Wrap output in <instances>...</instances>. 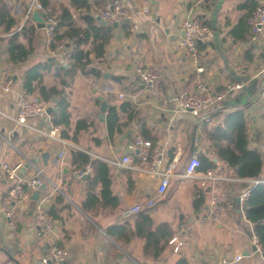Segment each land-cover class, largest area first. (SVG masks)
Segmentation results:
<instances>
[{"label":"crops","instance_id":"0c3cea01","mask_svg":"<svg viewBox=\"0 0 264 264\" xmlns=\"http://www.w3.org/2000/svg\"><path fill=\"white\" fill-rule=\"evenodd\" d=\"M26 1L21 8L17 0H4L16 19L13 31L18 32L22 43L33 46L26 60L12 64L6 55L7 35L0 34V81L10 77L13 83L11 91L0 90V110L4 114L14 111V98L23 92L24 72L38 62H52L51 69L43 73V85L62 88L54 70L59 64L66 65L63 59L71 50L63 54L46 48V28L36 26L32 12L26 18L25 7L30 0ZM66 1L59 5L54 16H59L60 7L64 6L72 13L74 24L84 27L85 9ZM106 1L88 0V11L98 24V13ZM112 1L121 4L132 17L128 24L113 28L103 58L92 59L102 76L78 71L64 87L68 137L62 135V126L51 123L56 99L46 103L40 98L45 108L50 109L30 121L32 130H13L11 122L0 115V164L25 161L48 152L45 162L29 166L23 176L41 170L46 188L40 194L46 197L48 209L56 196L63 197V202L56 205L60 219L55 220L51 232L42 234L35 225L34 200L19 204L14 221L9 224L5 216L9 182L0 165V264H40V258L51 247L69 252L64 264H176L180 260L203 264L220 263L223 259L225 264H264L263 248L254 253L256 236L244 209L250 190L264 184V109L259 97L264 84V27L255 35L234 30L250 1L264 6V0ZM192 16L200 17L210 28L209 38L200 44V63L204 68L201 73L195 71L179 47L182 22ZM138 67L153 71L157 75L155 83L145 85L136 72ZM199 82L212 95L234 86L221 100L210 104L205 112L208 120L180 110L174 101L182 88L193 90ZM100 95L108 104L103 121L99 119ZM109 107H115L118 116L112 134L106 127ZM79 120L90 126L75 134ZM238 123L245 132L247 150L260 157L257 177L238 176L236 168L220 156L221 148L233 147L231 127ZM54 127L58 128L55 137L48 134ZM137 134L152 143L147 162L142 161L137 151H130ZM155 148L162 152L158 163L152 160ZM70 150L85 152L90 158L107 163L110 189L119 201L116 207L101 204L98 184L94 189L97 205L87 211L82 208L88 192L87 179L73 177L72 168L80 166L74 165ZM62 152L65 156L61 158ZM126 154H130L131 162L119 165ZM192 156L208 159L212 167L197 168L196 177H184L185 164ZM172 161L176 166L168 188L158 194L159 173ZM208 170L214 178L200 185L198 176ZM244 193L247 196L241 203L239 197ZM148 199L154 201L150 207H146ZM134 205L141 210L130 212ZM142 211L149 214L152 231L158 225L164 226L165 234L154 247L150 242L147 246L146 236L135 231V218ZM113 225L124 226L127 235H110L107 229ZM237 254L243 258L234 262Z\"/></svg>","mask_w":264,"mask_h":264},{"label":"trees","instance_id":"16d2710c","mask_svg":"<svg viewBox=\"0 0 264 264\" xmlns=\"http://www.w3.org/2000/svg\"><path fill=\"white\" fill-rule=\"evenodd\" d=\"M43 8L49 7L51 0H37ZM76 8L85 9L84 19L85 26H76L72 20V13L66 7H60V15L55 17L57 21L54 27V35L50 44V50L57 51V44L62 42L63 49L61 52L66 54V50L69 51L67 65L59 64L54 74L59 78L62 88L57 86L45 87L43 85V73L51 69L52 62H38L26 69L23 76L22 88L23 93L26 95H34L38 93L43 102H49L56 99V111L51 114V123L53 126L63 127V136L68 137L66 133L67 126L69 125V113L67 110L68 102L64 95V87L69 84L75 74L79 71L82 74H92L94 77L102 76V72L94 67L92 59H102L105 46L108 44L112 37L113 27L109 24H98L95 17L88 11V0H70ZM259 6L256 2L250 1L247 7L246 13L240 18L238 25L234 30L238 29V32H246L251 34L249 26L247 24V17L249 14ZM203 22V20L199 17ZM205 23V22H203ZM16 26V19L10 14L8 6L4 3V0H0V34L6 33L7 37V49L6 55L10 63L16 64L23 62L27 59L28 55L32 52L33 46L30 44L25 45L19 39V34L13 31ZM60 27H64V30H60ZM24 28V27H23ZM22 28V31H23ZM30 35H33L34 27L29 28ZM128 30V26L126 28ZM244 37V36H243ZM85 45L89 47L85 48ZM69 46V47H68ZM199 50L202 48L198 46ZM117 111L115 107H109L106 115V127L109 134H112L114 128H117ZM89 123L85 120H79L75 126V134L79 130L88 128ZM229 126V125H227ZM66 128V129H65ZM233 147L220 149V156L225 160L229 166L236 168V173L240 177H257L260 173V157L258 154L250 153L246 148V135L240 123L237 126H232ZM233 132L235 135L233 136ZM73 140L76 139L74 136ZM70 156L75 166H84L91 164L93 167V174L89 175L87 179V196L82 204V208L86 211L91 206H96L95 202L98 201L94 193L96 185L100 184V195L102 198L101 204L105 206L116 207L119 204L117 197L112 195L110 185V171L106 162L99 159H92L90 156L82 151L70 150ZM200 165L198 169L206 170L208 167H212V163L204 158H199ZM202 201V198L200 197ZM63 202V197L56 196L54 204L49 207L48 211L54 220L60 219L57 204ZM196 201L194 205L197 206ZM99 207V206H97ZM244 209L246 218L253 224L254 235L258 239L259 244L264 250V184H257L249 193V196L244 202ZM136 226L135 231L139 235H144L147 238V246L150 244L154 247L159 242L162 235L165 234L163 225H158L155 230L152 231V220L148 213L139 212L135 218ZM110 235L117 234L119 236H126L127 230L124 226L119 227L113 225L108 228ZM168 235V233H166ZM170 238L166 237V241ZM159 250V249H158ZM155 255H158L156 253ZM176 264H186L183 260L178 261Z\"/></svg>","mask_w":264,"mask_h":264},{"label":"built area","instance_id":"2783aa9c","mask_svg":"<svg viewBox=\"0 0 264 264\" xmlns=\"http://www.w3.org/2000/svg\"><path fill=\"white\" fill-rule=\"evenodd\" d=\"M33 9H37L43 13V18L45 22L50 24L49 27H46V38L45 46L49 50L50 44L54 35V27L57 24L54 14L50 7L43 8L37 0H30L25 7V16L30 18V14ZM98 17L106 21L109 25L113 22H121L127 19H131V14L129 11L124 8L117 1L108 0L103 5V8L99 11ZM247 24L249 26L251 34H258L264 27V6H257L247 17ZM133 27H137L133 25ZM183 37L179 43V47L185 51L187 60H189L194 67L197 73H201L204 68L200 63V51L198 46L202 43H205L210 36V28L207 24L203 23L199 17L192 16L186 18L182 22ZM63 49L62 42L57 44V51ZM69 54L64 56V63L67 65ZM137 74L139 75L141 81L149 86L155 83L157 75L147 68L138 67L136 69ZM12 80L10 77H6L0 81V90L3 92H9L12 89ZM95 86V84H94ZM234 86H230L222 91L217 92L215 95H212L209 92L208 88L203 82L196 84V87L193 90L188 88H182L178 94L175 96L176 106L183 111H187L190 114L201 117L204 120L209 119V115L206 112L207 108L214 101L221 100L228 92V90L233 89ZM120 97L123 94L119 95ZM259 97L263 101L264 109V84L260 88ZM14 111L11 114H4L0 110V115L6 117L7 120L11 122V127L13 130L15 128H20L22 130H32L30 125L31 120L39 118L46 112V108L42 101H39L35 95H26L23 92L19 93L14 98ZM58 132V128H52L48 134L55 137V134ZM152 147L150 140L143 138L140 134L134 136L132 144L130 146V151H137L138 155L141 157L143 162H147L148 150ZM153 162L158 163L162 152L158 148L153 149ZM65 152L59 154V157H64ZM131 162L130 154L122 156L121 160L118 162L121 166H127ZM25 163H28L29 166H34L30 159L25 161L19 160L13 163L8 161L1 162V170L4 173L6 179L9 182L8 194L6 196V205L7 209L5 216L9 224H12L15 217L16 207L27 201H30V194L39 189L41 184L45 183V179L42 176L41 170L36 169L35 173L24 177L19 176L20 170ZM200 165V160L196 156H192L185 164L183 176L186 178L196 177L197 168ZM176 164L175 161L168 163L164 169L159 173V181L157 186V193L162 194L166 192L170 177L174 173V168ZM93 168L90 164H86L83 167H73L72 175L74 178L79 179L84 175H91ZM200 180V185H205L206 181L214 178L213 172L211 170L206 171L202 176H198ZM46 184V183H45ZM42 191V190H41ZM40 191V193H41ZM247 193L242 194L239 197L241 203L246 199ZM46 197L39 194L38 198L34 203L35 210V225L39 229V232L42 234H47L51 232L54 228L55 220L50 215L48 208L45 205ZM154 204L153 199H148L146 202V207H150ZM141 210L139 205L132 206L130 212H138ZM212 220L215 219L214 216H211ZM254 241V253H259L262 251V247L259 244L256 237ZM69 256V252L65 248L61 247H51L44 252L40 258V264H60L65 261ZM243 258L242 254H237L234 256L233 261L238 262ZM226 261L223 259L220 263L205 262L203 264H225Z\"/></svg>","mask_w":264,"mask_h":264},{"label":"water","instance_id":"95a60500","mask_svg":"<svg viewBox=\"0 0 264 264\" xmlns=\"http://www.w3.org/2000/svg\"><path fill=\"white\" fill-rule=\"evenodd\" d=\"M31 18H32V20L36 23V26H37L38 28H46V27H49V26H50V24H49L48 22H45V20H44V18H43V13H42L41 11H38L37 9H33L32 14H31ZM97 20L99 21L100 24H103V25H107V24H108L106 21L102 20V19L99 18V17H97ZM125 24H128V20H127V19H125L124 21H121V22H119V23H117V22H113V23L111 24V26H112L113 28H116V27H118L119 25L122 26V25H125ZM37 99H38L39 101H41V99H40L39 96H37ZM98 99L100 100V108H99L100 113H99V119H100L101 121H103V120H104V117H105L104 115H105L106 109H107V107H108V104H107V102L103 99V97H102L101 95L98 96ZM49 109H50V107H49V108H46V112H49ZM47 157H48V152H42L39 156L31 157V158H29V159H30V161H31L33 164H36V163H38V162H40V161H44V162H45ZM28 167H29V164H28V163H25V164L23 165V167L21 168V170H20L19 176H22L23 172H24V171L26 170V168H28ZM86 178H87V175H84V176L81 177V179H83V180H85ZM45 188H46V184H45V183L41 184V186L39 187V189L34 190V191L30 194V199L35 201V200L38 198V196H39V194H40V191L43 190V189H45ZM60 264H64V261L61 262Z\"/></svg>","mask_w":264,"mask_h":264},{"label":"rangeland","instance_id":"374dc122","mask_svg":"<svg viewBox=\"0 0 264 264\" xmlns=\"http://www.w3.org/2000/svg\"><path fill=\"white\" fill-rule=\"evenodd\" d=\"M17 2H19L20 7L22 8L23 5H25L24 3L27 1L26 0H17ZM66 3H67L66 0H51V4L49 5V7L52 10V13L54 14L55 12H57L60 4H66Z\"/></svg>","mask_w":264,"mask_h":264}]
</instances>
